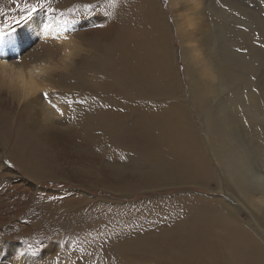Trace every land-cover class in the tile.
I'll use <instances>...</instances> for the list:
<instances>
[{
    "label": "bare ground",
    "instance_id": "bare-ground-1",
    "mask_svg": "<svg viewBox=\"0 0 264 264\" xmlns=\"http://www.w3.org/2000/svg\"><path fill=\"white\" fill-rule=\"evenodd\" d=\"M99 1L103 5L97 12L104 21L99 28L88 27L82 31L80 38L95 44L94 48L103 52L102 55L83 58L82 66L67 74L46 70L42 78L58 87L47 94L53 98L63 97L66 108H62V120L57 121L44 122L36 115H30V126L47 137L57 149L69 153L66 158L73 164H82L78 168L85 170L82 175L87 177L92 167H100L96 175L101 170L107 172L110 182L114 181L109 186L111 189L133 191L130 194L143 187L151 190L167 189L171 185L203 187L211 176V161H215L219 163V177L224 174L228 183L225 190L233 188L243 193L256 209L258 226L264 228V191H261L262 196L255 197L259 191L251 188L254 184L250 185L246 179L249 176L243 171L250 156V159H256L252 152L254 147H248L250 142L245 141L243 150H237V140L248 139L247 134L240 135L243 134L239 123L242 119L237 111L241 109L235 110L233 96L239 98L241 106L248 102V114L251 119L260 120L256 128L264 136V105L258 100L262 98L255 97L259 95L252 91L256 86L253 76L258 72L254 52L250 51L252 32L247 25L245 30L235 28V23L242 22L238 14L241 8L228 0L231 9L226 12L215 9L218 0H196L202 8L197 9L195 1L192 2L195 10L192 16L179 13L174 24L161 10L158 0H50V5L47 4L49 10L63 16L64 13L79 14V9H87L85 5ZM174 1L170 0L171 8L180 4L183 10H187L189 1ZM11 2L7 0L9 6ZM216 15L226 16L229 21H218ZM95 20L92 23L98 26L99 19ZM60 24L55 22V27L60 28ZM172 29H176L181 43L189 83L188 98L183 89L181 71L176 65L178 50L173 43ZM60 36L70 38L64 34ZM0 45L4 48L2 39ZM78 46L71 40L63 48L70 50ZM53 48L52 53L61 52V47L53 45ZM202 48L206 50L208 60L197 55L201 54ZM28 71L30 77L27 75L26 78L22 70L15 72L26 81L32 80L25 82L24 98L39 92V85L33 80L44 73L43 69L38 71L34 66ZM245 90L250 93L245 94ZM216 91L226 93L215 96L218 99L214 107L208 94ZM262 95L264 97V93ZM44 97V92L35 95L26 107L40 105ZM189 98H192L200 125L195 122ZM3 101L0 97V103ZM0 115L6 120L11 117L9 114ZM62 125L67 129L64 130ZM200 126L205 136L200 132ZM22 129L25 136L15 142L12 151L15 159L11 160L27 168L30 174L42 176L34 168L45 166L44 162L35 161L29 153L38 149L34 143L36 137L28 129ZM254 139L257 140L253 135L251 140ZM25 145H29V151L22 160ZM207 146L210 149L206 150ZM258 163L264 167V160ZM76 173L78 177L77 170ZM255 178L260 182L264 180V174L256 171ZM81 179L85 181L86 178ZM89 183L86 180L84 184ZM159 200L147 202V208L139 217L157 222L152 217L159 214L171 222L170 226L167 227L166 221H159L154 226H127L131 234L142 233L129 241L122 240V235H115L111 245L104 246L113 249L112 253H118V263L125 264L122 258L138 257L140 264H264L263 238L254 229L247 228L226 203L194 193ZM83 204L81 200L68 208ZM127 205L112 206L116 212L100 205H95L94 209H102L101 219L112 218L117 225L116 231H121L124 225L118 224L117 220L122 216L138 215L135 211H139ZM101 219L99 215L98 219L92 217L87 224ZM92 258L95 260H91V264L105 263L97 253H92Z\"/></svg>",
    "mask_w": 264,
    "mask_h": 264
},
{
    "label": "rangeland",
    "instance_id": "rangeland-1",
    "mask_svg": "<svg viewBox=\"0 0 264 264\" xmlns=\"http://www.w3.org/2000/svg\"><path fill=\"white\" fill-rule=\"evenodd\" d=\"M158 1L159 6L162 5L161 10L174 24L179 13L192 16V12L195 11L192 2L195 1L197 9L202 8V5H197L196 0H187L189 1V5H186L187 10H183L180 4L171 8L170 0ZM47 2L49 3L50 0H12L9 6L7 0H0V6L4 5L3 9L0 10V40L2 39L4 43V48L0 45V97L4 99L3 103H0V112L3 115L9 114L11 116L6 120L5 116L0 115V264H91L90 261L95 260L92 258V253H97L105 261L104 264H120L118 263V253H112L113 249H105L104 246L111 245L110 241L115 239V235H122V240L129 241L133 239V236L142 233L131 234L127 226L145 224L154 226L159 221H166L167 227L170 226L171 222L168 219H162L159 214L154 218L152 217L157 222L139 217V215L147 208L145 204L150 203V200L151 202H157L159 199H170L177 195H187L189 193L203 196L208 200L215 199L223 204L226 203L225 205L232 209L231 212L238 216L241 222L247 225V228L254 229L264 241V228L261 229L257 224L258 214L255 207L249 204L243 197V193L233 188L229 191L225 190L228 183L225 181L224 174L219 177V163L215 161H211V176L207 185L203 187L171 185L167 189L154 190H151L150 187H143L137 193L130 194L133 191L111 189L109 186L113 185L114 181L110 182L111 177L107 172L101 170L96 175L100 167H92L91 174H88L87 177L82 175L81 172L85 170H78L82 167V164L81 166L73 164L71 160L66 158L69 153L65 154L57 149V146L54 143L52 144L47 137L44 138L37 129L30 126V115H36L39 120L44 122L62 120L64 115L62 108H66V104L63 102L64 98L60 96L53 98L47 95V98L44 97L40 105H33L30 109L26 107L29 100L35 95L42 92L47 93L49 90H58L55 83L53 85L42 78L46 70L57 72V74L58 72L67 74L71 70H78L82 66L83 58H94L101 56L103 53L94 48L95 44L88 43L80 38L82 31L88 27L99 28L104 21L100 13L97 12L103 5L101 4L102 1H99V3L94 2L91 4L92 6L90 4L85 5L87 9H79V14L73 12V14L66 13L65 15L64 13L63 16H60L56 11L49 10ZM174 2L180 3V0ZM227 2L228 0H218L216 2L218 7L215 9H224L228 12L231 8H229ZM46 4L47 6H45ZM231 4L241 8L238 14L242 17V22L239 20L240 23L239 21L235 23V28L245 30L247 25L252 32V37L250 36L249 40L250 43L252 41L250 51L254 52L258 69L257 74L255 73L253 76L254 85L256 86L252 91L255 95H259L255 97L263 99L258 98L262 102L261 104L264 105L262 95L264 93V0H232ZM180 17L182 18L181 15ZM223 18L220 15L215 16L218 21H229L228 17ZM95 19H99L98 26L97 23H92V20L96 21ZM29 20H32L31 24ZM55 22H61L60 28L55 27ZM225 27L223 28L226 31L227 27ZM50 32L52 34L48 35ZM171 32L173 43H175L178 50L176 65L181 71L183 89L188 98L189 83L184 70L185 61L181 52V43L176 29H172ZM63 34L65 37L70 38H62L60 35ZM71 40L74 45L79 46L70 50L63 48L66 43H71ZM53 45L61 47L59 48L61 52L52 53ZM197 55L201 59L208 60L204 48L201 49V54L197 53ZM211 59L214 60V57H211ZM32 66L38 71L43 69L44 73L33 80L39 85V92L36 91L31 96L24 98L22 91H24L25 82L29 83L32 80L27 79L26 81L15 72L22 70L25 78L27 75L30 77L28 70ZM213 82L216 83L217 80ZM225 93V91L209 92L208 96L211 99L212 106L216 107L217 104L218 96H215L217 94L225 95ZM248 93L250 92L245 90V94ZM191 99L189 98L190 101H192ZM232 100H234L235 110L241 109L237 111L240 120L242 119L239 123L243 134L240 135L244 136L245 134L246 136L247 134L246 138L248 139L239 138L237 140V150H243V143L249 141L248 147H254L252 152L256 157L254 160V158L250 159V156L249 164L243 171L246 176L251 178H246L250 181V185L254 184L251 185V188L259 191L254 196H262L261 191H264V180L259 182L255 178L256 171L264 174V167L258 163V161L263 162L264 160V146H262L264 145V136L262 137L258 133V128H256L260 124V120L250 118L248 102L241 106L238 97L233 96ZM190 105H194L193 101ZM192 109L195 122L198 124L200 119L194 106ZM22 127L28 129L36 137L34 143L38 146V149L33 150V153H29L35 161L42 160L44 162L45 166L41 165L34 168L36 171L39 170L42 176L30 174L27 168L20 166L17 161L11 160L12 158L15 159L12 154L15 142L19 138L22 140L25 136ZM61 127L64 130L67 129L65 125ZM199 128L200 132H203L201 126ZM202 135H204V132ZM253 135L257 140H251ZM233 139L235 141L234 136ZM44 144L46 149L43 147ZM208 149H210L209 146L206 150ZM222 150L224 151V149ZM28 151L29 145H25L22 160L25 159L24 156L28 154ZM4 153L5 155L2 156ZM259 154L263 157H260ZM225 158L226 155L223 159ZM76 170L78 171V177ZM81 178L86 179L84 181ZM86 180H89L91 184L85 185ZM126 193L128 194L124 195ZM81 200L84 201L82 206L68 208V206H72ZM127 204H130L129 208L139 211H135L138 212V215L122 216L117 220L119 221L118 224L124 225V229L121 231H116L117 225L112 218L109 220L101 219L100 210L102 209H94L95 205H100L104 209L109 208V211L116 212L112 206H128ZM89 207H91V210ZM250 212H253L254 215ZM98 215L101 220L87 224L92 217L98 219ZM168 218L173 219L171 216ZM109 224L110 226L107 227ZM134 229L135 227L132 230ZM67 256H70V258L67 259ZM122 260H125V264H140L138 257L122 258Z\"/></svg>",
    "mask_w": 264,
    "mask_h": 264
},
{
    "label": "snow or ice",
    "instance_id": "snow-or-ice-1",
    "mask_svg": "<svg viewBox=\"0 0 264 264\" xmlns=\"http://www.w3.org/2000/svg\"><path fill=\"white\" fill-rule=\"evenodd\" d=\"M25 7H27V5H25ZM47 95H48L47 93H44L45 98H47ZM61 114H63V113H61Z\"/></svg>",
    "mask_w": 264,
    "mask_h": 264
}]
</instances>
